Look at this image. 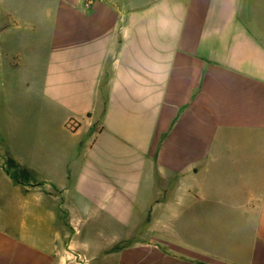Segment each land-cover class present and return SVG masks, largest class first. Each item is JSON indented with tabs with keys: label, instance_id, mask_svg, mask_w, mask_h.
Instances as JSON below:
<instances>
[{
	"label": "crops",
	"instance_id": "0c3cea01",
	"mask_svg": "<svg viewBox=\"0 0 264 264\" xmlns=\"http://www.w3.org/2000/svg\"><path fill=\"white\" fill-rule=\"evenodd\" d=\"M5 17L0 264H264V0Z\"/></svg>",
	"mask_w": 264,
	"mask_h": 264
},
{
	"label": "rangeland",
	"instance_id": "374dc122",
	"mask_svg": "<svg viewBox=\"0 0 264 264\" xmlns=\"http://www.w3.org/2000/svg\"><path fill=\"white\" fill-rule=\"evenodd\" d=\"M19 3L21 4L22 0H0V22L5 21V18H6L5 16H6L7 12H12L13 7L19 6ZM8 36H9V33H5L4 35L0 34V39L6 38ZM15 108H16L15 111L18 113V115L22 117L24 115V110L18 106ZM3 112L12 113L10 108H5V107L0 106V120H1V118L3 120ZM7 127L12 128V124L11 123L7 124ZM0 128H1V125H0ZM20 129H21V126H20ZM0 160H2V159H0ZM10 163H7V167H8L7 170H9V171H11V169H12V167H11L12 164H10Z\"/></svg>",
	"mask_w": 264,
	"mask_h": 264
}]
</instances>
